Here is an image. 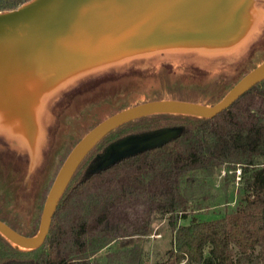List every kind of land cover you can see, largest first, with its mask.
Segmentation results:
<instances>
[{
	"label": "trees",
	"instance_id": "obj_1",
	"mask_svg": "<svg viewBox=\"0 0 264 264\" xmlns=\"http://www.w3.org/2000/svg\"><path fill=\"white\" fill-rule=\"evenodd\" d=\"M27 1L0 0V11ZM159 77L158 99L167 98L163 97L166 91L174 99L192 98L212 105L231 85L233 74L223 69L189 92L172 79L167 64ZM169 126L185 130L161 147L90 173L111 144ZM221 168L234 176L240 171V204L224 216L199 219L193 214L187 183L194 182L191 174H213ZM7 215L0 203L2 220L22 234L38 232L40 222L32 233ZM156 217L168 220L173 246L165 259L153 264H264V80L214 117L161 111L131 118L111 130L77 169L44 244L27 250L0 232V264H142V250L137 246L114 249L112 245L148 235ZM189 218L188 223H180Z\"/></svg>",
	"mask_w": 264,
	"mask_h": 264
},
{
	"label": "water",
	"instance_id": "obj_2",
	"mask_svg": "<svg viewBox=\"0 0 264 264\" xmlns=\"http://www.w3.org/2000/svg\"><path fill=\"white\" fill-rule=\"evenodd\" d=\"M263 16L264 0H29L15 9L0 11V135L13 142L18 154L33 165L43 139L41 119L44 103L49 102L45 99L66 85L103 67L154 51L237 52L242 41L250 38L252 44L257 40ZM262 80L264 61L215 104L155 99L103 119L64 160L46 198L38 232L22 234L1 218L0 232L18 247H41L77 169L107 133L131 118L154 112L214 117ZM31 94L36 98L27 102L25 97ZM184 130V126H169L127 136L111 144L90 173L161 147Z\"/></svg>",
	"mask_w": 264,
	"mask_h": 264
},
{
	"label": "rangeland",
	"instance_id": "obj_3",
	"mask_svg": "<svg viewBox=\"0 0 264 264\" xmlns=\"http://www.w3.org/2000/svg\"><path fill=\"white\" fill-rule=\"evenodd\" d=\"M258 28L257 40L252 44L250 38L242 41L239 51L234 53L226 49L215 53L199 49L189 53L185 49L149 52L98 69L46 98L49 102L44 103L42 114H45L41 119L43 139L38 143L33 165L26 156L18 154L13 142L0 135V203L7 216L17 219L25 231L37 232L50 188L75 144L110 115L160 98L156 92L162 88L159 72L164 64L170 67L172 79L179 80L187 92L209 82L221 70H230L231 85L220 92V97L226 95L246 73L264 61V16ZM164 96L174 95L165 91ZM191 175L194 182L187 183L185 190L191 195L197 218L214 219L239 206L243 196L239 170L235 176L223 168L213 174ZM189 220L181 219L180 223ZM133 246L142 250V264L165 259L173 246L168 220L156 217L148 235L118 241L112 248Z\"/></svg>",
	"mask_w": 264,
	"mask_h": 264
},
{
	"label": "bare ground",
	"instance_id": "obj_4",
	"mask_svg": "<svg viewBox=\"0 0 264 264\" xmlns=\"http://www.w3.org/2000/svg\"><path fill=\"white\" fill-rule=\"evenodd\" d=\"M35 98H36V95H33V94H31L30 96H28V97H25V100H26L27 102H29V101H30V99H31L32 101H34V100H35Z\"/></svg>",
	"mask_w": 264,
	"mask_h": 264
}]
</instances>
